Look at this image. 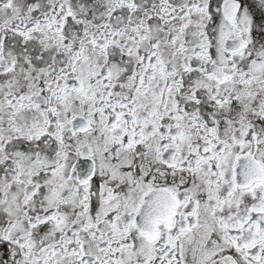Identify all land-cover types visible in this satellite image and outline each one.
<instances>
[{
    "label": "snow or ice",
    "instance_id": "obj_1",
    "mask_svg": "<svg viewBox=\"0 0 264 264\" xmlns=\"http://www.w3.org/2000/svg\"><path fill=\"white\" fill-rule=\"evenodd\" d=\"M0 264H264V0H0Z\"/></svg>",
    "mask_w": 264,
    "mask_h": 264
}]
</instances>
